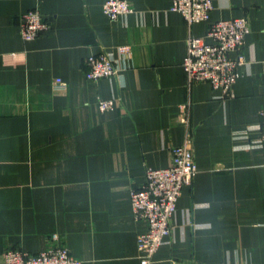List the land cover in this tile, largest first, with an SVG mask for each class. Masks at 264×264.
Wrapping results in <instances>:
<instances>
[{
  "label": "crops",
  "instance_id": "crops-1",
  "mask_svg": "<svg viewBox=\"0 0 264 264\" xmlns=\"http://www.w3.org/2000/svg\"><path fill=\"white\" fill-rule=\"evenodd\" d=\"M104 1L0 0V261L6 249H46L56 233L78 264H139L147 225L130 190L190 134L197 171L150 264H264V0H212L190 27L172 0H127L133 11L117 19ZM29 9L50 28L25 40ZM241 16L249 31L231 53L242 57L232 95L188 84V33ZM122 44L123 68L86 78L88 55ZM109 98L114 107L100 110Z\"/></svg>",
  "mask_w": 264,
  "mask_h": 264
},
{
  "label": "built area",
  "instance_id": "built-area-1",
  "mask_svg": "<svg viewBox=\"0 0 264 264\" xmlns=\"http://www.w3.org/2000/svg\"><path fill=\"white\" fill-rule=\"evenodd\" d=\"M101 9L110 19H117L133 11L127 0H105ZM170 9L180 12L186 25L206 21L212 9V0H172ZM50 28L37 9L22 13L19 20L20 35L25 40L34 39ZM249 31L246 17L221 19L209 24L204 37L188 33L181 67L188 84L207 82L221 91V97L232 95V86L241 62V56L232 57ZM130 47L122 44L115 52L102 51L88 55L84 60L85 76L90 80L110 77L123 68L129 59ZM114 99L98 101L100 110L113 108ZM184 108V105H182ZM186 121V119H184ZM260 136L257 140L264 154V108L260 110ZM170 161L160 168L147 167L143 183L130 190V205L135 219L146 222V230L136 237L139 264H150L158 247L171 230V218L181 188L192 182L197 171L192 150V137L186 134L179 145L169 149ZM52 244L37 253L19 249H6L0 264H78L68 248L51 235Z\"/></svg>",
  "mask_w": 264,
  "mask_h": 264
}]
</instances>
